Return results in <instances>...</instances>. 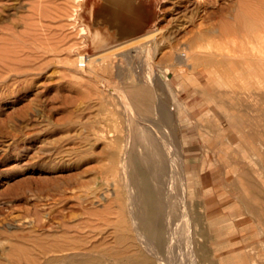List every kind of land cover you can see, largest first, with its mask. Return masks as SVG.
Listing matches in <instances>:
<instances>
[{
	"label": "rangeland",
	"instance_id": "1",
	"mask_svg": "<svg viewBox=\"0 0 264 264\" xmlns=\"http://www.w3.org/2000/svg\"><path fill=\"white\" fill-rule=\"evenodd\" d=\"M145 2L155 18L152 40L95 47L81 21L83 0H0V264L139 262L125 180L108 144L138 128L165 163L161 171L149 168L158 171L156 182L137 178V185L160 183L163 206L178 209L184 198L203 234L206 258L197 254L198 263L264 264V76L211 78L176 63L205 39L225 46L217 29L226 22L240 42L246 28L264 20V0ZM81 55L108 56L91 66L107 64L97 79L109 86L150 89V111L125 112L92 75L76 77L71 69ZM164 129L173 175L155 138ZM131 148L139 159L148 149ZM171 175L175 189L166 196ZM166 205L162 223L177 213ZM177 249L163 256L165 264H184Z\"/></svg>",
	"mask_w": 264,
	"mask_h": 264
},
{
	"label": "bare ground",
	"instance_id": "2",
	"mask_svg": "<svg viewBox=\"0 0 264 264\" xmlns=\"http://www.w3.org/2000/svg\"><path fill=\"white\" fill-rule=\"evenodd\" d=\"M235 29L236 28L232 22H226L223 27H221L220 29H217V32H218L217 35L220 36V38H222L223 40H225V44H223L225 46L214 45L212 40L205 39V44L203 46L198 47L197 50L195 48L194 51H192V49L188 47L189 48L188 54L185 52L179 53L176 58V63L179 65H185L192 72L198 71L199 73L203 75L206 74L207 76L211 78L216 77V76H226V75L246 76V77L249 76V77H254V78L263 77L264 70L261 69V66L264 65V20L260 21L259 27L252 26V28H249V29L246 28V31L241 37L242 40L240 42H237L238 39H237V36H235L236 35ZM154 35L155 33H150V34L147 33L146 35H144L143 38L152 40L154 38ZM100 53H102V51ZM95 56H86V55L79 56L77 59V64H75L76 65L75 69H71L74 75L80 79H84L86 75H92V77H94L96 81L95 84L97 85L98 88L101 85V87L103 88L111 89L109 93L111 95H115L118 97V101H119L118 103H121L122 106L120 104L119 105L120 107L124 108L125 112L132 111V113L138 112V113L144 114L150 111V97H152L151 96L152 93L149 92L150 89L148 90L147 88H145V86L142 87L140 86V84H137L136 86L133 87L132 85V88L123 91L120 87L109 86L105 84L103 80H98L97 72L101 70L100 69L101 67L108 68V66L104 62L102 63H104L105 65L100 64L98 67H92L91 64L95 62L98 63L100 60H103L104 58H106L107 55L106 56L101 55L99 57H95ZM218 64L221 67H215L216 65L218 66ZM239 64H247L249 66H252V68L251 69H240V68L230 67L231 65L237 66ZM257 66H259L260 68H257ZM199 67H202V68L198 69ZM149 69L148 71H150ZM130 130H133V129L130 128ZM137 130L138 131L133 130L134 132L131 131L133 134L127 131V133L133 135L131 136L132 138L128 136L130 138V142H129V138L127 137V135L129 134H126V138H127L126 141L125 139L123 142L119 138H114L112 140H109V143H108L111 147L109 150V153L112 156L111 159L113 163V169H115L116 174L120 175L125 180V182L123 181L125 183V188H126L125 192L127 193V194L125 193L127 195V197H125L127 199V207H126L127 211L125 212H127V215L129 217L130 230H131V233L133 234L132 236L136 240V245L138 248L137 253L140 257V261L135 262L134 264H165L166 262L165 260H163L164 259L163 256L171 255L172 252L174 251L173 250L174 248H178L177 250L180 251L179 252L180 259H181V262L184 264H199L197 261V254L200 255L201 261L204 262L206 258V250H205L203 234H202V231H200L199 228L197 227L195 221L191 222V220L189 219V215L187 213V208H186L187 204L185 205L184 203L185 200H183L184 198L180 199L179 201L180 204H179L178 209L175 208L176 206L171 205L172 202L170 203L167 202L168 203L167 205L170 204V206H168L169 208L168 211L170 212V215L173 213L172 211H175V210H177V213L175 211L174 213L175 217L172 222L168 223L171 220V218H169L170 220L168 222H166L167 219L165 218L166 221L162 223L163 217H166L163 215L164 213L163 209L166 204L163 206L164 196L162 194L164 192L161 194L162 191L159 188L161 184L159 183L160 186H158L159 184H157L154 187H147L146 189H140L138 187L137 178H139V180L142 183H148L149 180L155 181L156 178L154 179V176L158 173L157 170L161 171V168L163 167L162 163H165V162H162L161 154L157 150V147H155L156 144L152 140V137L150 136V134L143 129L142 131H140L139 128ZM165 133H167L165 129L163 130V133L157 132L155 133L156 134L155 138L157 136V139L161 142V144L159 145L160 146L162 145L161 146L163 149L162 155L165 156L167 162L169 161V167H168L169 172H171V174L173 175V171H176V170H174L175 167L171 165L173 164L172 158L170 156L172 154L169 151V147H168L170 146V144H168L167 146L168 140L166 141L167 136L165 135ZM131 142L134 148L135 146L144 148V145L148 147V149L144 148L145 153H144V156H142V158L139 159L133 155L135 152L132 153V150L134 149L131 148ZM151 165L158 168L156 170L157 173L155 172L156 174H154V171H153L154 176H152L153 174L151 173V169L149 172V168H151ZM165 167H166V164H165ZM166 170H167V167H166ZM166 173H165V176H166ZM167 174H169L170 176V173H167ZM172 175H171V179L168 176L171 181L168 180L169 181L168 184H164V185H167L165 187L166 196L167 194L172 195L174 192L173 191L174 186L172 187L171 183L174 184L173 177L175 178L176 175L173 177ZM156 176H160V175L158 174ZM172 179H173V182H172ZM165 180L167 181V179ZM161 181L164 182L163 180H160V182ZM241 186L243 187V185ZM170 195L168 197H170ZM242 198L244 197L242 196ZM173 202H176V201L173 200ZM261 211L264 212V207L261 208ZM168 217L169 216H167V218ZM164 224H168L166 225L167 228H165ZM128 238H129L128 235L126 236L124 235V237L122 236L120 237V239H124L125 241L128 240ZM79 245H82V244L79 243ZM130 247L132 248L133 245L132 246L130 244L126 245L124 247V250L122 251L128 252ZM176 251H175V254H176ZM88 253L87 255H89ZM87 255H84V256H87ZM175 256L178 257L177 255ZM176 257H173V259ZM175 261L173 262L177 263ZM108 264H111V263L109 262Z\"/></svg>",
	"mask_w": 264,
	"mask_h": 264
},
{
	"label": "crops",
	"instance_id": "3",
	"mask_svg": "<svg viewBox=\"0 0 264 264\" xmlns=\"http://www.w3.org/2000/svg\"><path fill=\"white\" fill-rule=\"evenodd\" d=\"M154 13L145 0H83L81 21L90 43L110 47L146 35Z\"/></svg>",
	"mask_w": 264,
	"mask_h": 264
}]
</instances>
